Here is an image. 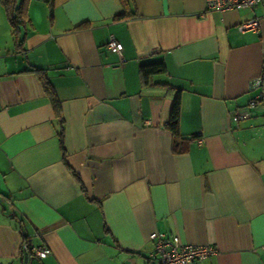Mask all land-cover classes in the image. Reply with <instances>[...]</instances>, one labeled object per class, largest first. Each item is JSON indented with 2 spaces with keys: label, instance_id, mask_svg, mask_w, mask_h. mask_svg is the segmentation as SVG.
Returning <instances> with one entry per match:
<instances>
[{
  "label": "crops",
  "instance_id": "obj_1",
  "mask_svg": "<svg viewBox=\"0 0 264 264\" xmlns=\"http://www.w3.org/2000/svg\"><path fill=\"white\" fill-rule=\"evenodd\" d=\"M126 2L27 0L16 40L0 5V264H22V235L50 251L25 264H156L151 233L212 247L200 264H264V2Z\"/></svg>",
  "mask_w": 264,
  "mask_h": 264
},
{
  "label": "built area",
  "instance_id": "obj_2",
  "mask_svg": "<svg viewBox=\"0 0 264 264\" xmlns=\"http://www.w3.org/2000/svg\"><path fill=\"white\" fill-rule=\"evenodd\" d=\"M206 12H226L233 9H250L252 10L257 4L264 2V0H204ZM260 29V19L253 18L246 21L238 27L242 33L258 32ZM106 48L108 51L119 55L122 51V46L116 42L112 37L109 38ZM263 84V76H259L250 83V90H258ZM259 97L248 102V113L246 115L234 114L231 117L233 123L244 121L255 116L258 112ZM147 124V123H146ZM200 144V141H198ZM149 240L153 242V250L150 253L156 264H200L203 260L213 256L215 250L209 246H195L180 243L176 237L167 238L161 233H151ZM20 252L24 254H31L32 258L42 260L47 257L50 251L45 247H28L27 242H22L20 245Z\"/></svg>",
  "mask_w": 264,
  "mask_h": 264
},
{
  "label": "trees",
  "instance_id": "obj_3",
  "mask_svg": "<svg viewBox=\"0 0 264 264\" xmlns=\"http://www.w3.org/2000/svg\"><path fill=\"white\" fill-rule=\"evenodd\" d=\"M46 3H49L51 0H44ZM120 3L125 7L127 5L126 0H119ZM27 0H0V5L3 7L9 26L11 28L12 36L14 37V40L18 39V33L23 29V26L27 22V16L25 13V6H26ZM121 16H117L114 18V20L121 19ZM164 65L163 63H153V64H145L141 65L139 68L140 78L141 82L143 84H146L147 79L153 75H160L164 73ZM29 73H33L40 84L42 85V88L44 90V93L49 98V100L52 103V107L55 113V116L61 120L60 118V112L58 105L56 103V100L53 96L52 88L50 87V84L47 82L45 76L43 73L38 72L36 70H29ZM179 113H180V99L178 92L175 94L172 100V105L170 109L169 119L165 126V129L171 134L173 139V145H172V151L174 153H181L185 150V147L182 145L183 141L180 140V135L178 131V122H179ZM62 129L59 132V138L62 142ZM178 139L180 141H178ZM27 242L28 247H31L30 239L23 237L22 235V242ZM22 256V264H25L27 260L32 259L31 254H24L23 252H20Z\"/></svg>",
  "mask_w": 264,
  "mask_h": 264
}]
</instances>
